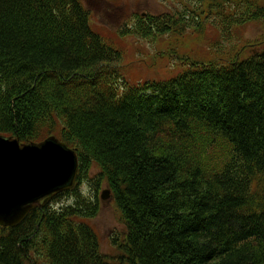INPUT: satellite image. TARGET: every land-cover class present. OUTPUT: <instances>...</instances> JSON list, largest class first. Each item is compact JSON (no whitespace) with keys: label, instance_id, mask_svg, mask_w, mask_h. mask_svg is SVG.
<instances>
[{"label":"trees","instance_id":"1","mask_svg":"<svg viewBox=\"0 0 264 264\" xmlns=\"http://www.w3.org/2000/svg\"><path fill=\"white\" fill-rule=\"evenodd\" d=\"M170 1L117 15V37L210 24L220 46L264 20V0ZM90 14L81 0H0V135H55L78 158L73 188L0 226V264H111L85 219L102 183L125 227L112 237L118 264H264V37L228 57H175L174 75L131 82L120 45ZM62 196L73 201L54 208Z\"/></svg>","mask_w":264,"mask_h":264},{"label":"rangeland","instance_id":"2","mask_svg":"<svg viewBox=\"0 0 264 264\" xmlns=\"http://www.w3.org/2000/svg\"><path fill=\"white\" fill-rule=\"evenodd\" d=\"M81 1L91 11L92 28L120 45L123 72L131 82L174 75L182 69L176 64L177 60L174 59L175 57L181 58L184 54L188 58H198L197 54L210 59H215L219 56L228 57L239 46L245 53L249 47L244 49L245 44L252 42L254 38L264 37V20H253L234 27L232 39L220 46L215 45L221 40L216 28L210 24L201 33L193 32L187 28L180 35L165 34L155 41L144 40L130 35H119L122 38L119 39L112 23L118 20L117 15L123 18V13L128 15L132 11L137 14L144 12L160 13L172 10L176 5L170 0ZM53 133L55 134V132ZM91 173H94V171ZM81 187L80 190H83L84 194H90L92 188H89V183L83 182ZM106 188V184L102 183L97 192L99 200L98 213L94 217H86L85 219L98 236L100 251L110 256L111 264H118L114 258L118 253L113 246L112 237L117 235L122 240L125 227L114 200L112 198L101 200L99 197L102 190ZM67 201L71 202L73 200L71 197L62 196V198L53 203V207L57 208Z\"/></svg>","mask_w":264,"mask_h":264},{"label":"water","instance_id":"3","mask_svg":"<svg viewBox=\"0 0 264 264\" xmlns=\"http://www.w3.org/2000/svg\"><path fill=\"white\" fill-rule=\"evenodd\" d=\"M77 169L76 150L54 135L28 143L0 135V225H17L30 210L73 187ZM108 194L104 190L102 199Z\"/></svg>","mask_w":264,"mask_h":264},{"label":"bare ground","instance_id":"4","mask_svg":"<svg viewBox=\"0 0 264 264\" xmlns=\"http://www.w3.org/2000/svg\"><path fill=\"white\" fill-rule=\"evenodd\" d=\"M146 28H147V27H146ZM166 61H167V60H166ZM156 77H157V76H156ZM4 136H5V135H4ZM9 136H11V135H9ZM48 136H49V135H48ZM54 136H55V135H54ZM12 137H15V136H12ZM46 137H47V136H46ZM46 137H45V138H46ZM56 137H57V136H56ZM57 138H58V137H57ZM43 139H44V138H43ZM43 139H41V140H43ZM58 139H59V138H58ZM41 140H39V141H41ZM59 140H60V139H59ZM39 141H32V142H39ZM61 141H62V140H61ZM62 142H64V141H62ZM23 143H24V142H23ZM64 143H65V142H64ZM65 144H66V143H65ZM66 145H67V144H66ZM67 146H68V145H67ZM68 147H69V146H68ZM69 148H71V147H69ZM72 149H74V148H72ZM76 178H77V177H76ZM100 180H101V179H100ZM106 181H107V180H106ZM75 183H76V181H75ZM74 185H75V184H74ZM74 185H73V187H74ZM73 187H71V188H73ZM71 188H70V189H71ZM70 189H68V190H70ZM106 189H107V188H106ZM106 189H105V190H106ZM64 191H67V190H64ZM64 191H61V192H64ZM103 191H104V190H102V192H101V194H100V196H99L101 200H103L102 197H101ZM59 193H60V192H59ZM109 193H110V192H109ZM57 194H58V193H57ZM55 195H56V194H55ZM107 198H108V199L111 198V197H110V194H108V197H107ZM107 198H105V199H107ZM50 201H51V199H50ZM50 201H49V202H50ZM49 202H48V203H49ZM0 226H3V225H0ZM9 227H12V226H9ZM33 240H34V239H33Z\"/></svg>","mask_w":264,"mask_h":264}]
</instances>
